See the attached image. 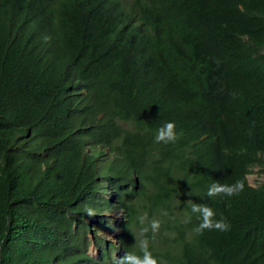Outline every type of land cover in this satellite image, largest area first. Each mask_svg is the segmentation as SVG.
Returning a JSON list of instances; mask_svg holds the SVG:
<instances>
[{
    "label": "trees",
    "instance_id": "obj_1",
    "mask_svg": "<svg viewBox=\"0 0 264 264\" xmlns=\"http://www.w3.org/2000/svg\"><path fill=\"white\" fill-rule=\"evenodd\" d=\"M98 1L0 0V264H264V0Z\"/></svg>",
    "mask_w": 264,
    "mask_h": 264
},
{
    "label": "clouds",
    "instance_id": "obj_2",
    "mask_svg": "<svg viewBox=\"0 0 264 264\" xmlns=\"http://www.w3.org/2000/svg\"><path fill=\"white\" fill-rule=\"evenodd\" d=\"M114 1H116V3H117L116 5H117L118 9L125 8V6L128 3V0H114ZM105 3H106V0H99L91 8L94 9L97 6H99L101 4H105ZM113 22L114 21L109 22L108 25H111ZM112 28H114V27H112ZM101 33H102V31L89 32L86 34L87 35V38H86L87 43L85 46L87 49H95L96 48L97 39ZM175 129H176V125L174 122L165 123L163 126H161L158 129V132L155 136V142H157V143L163 142L165 144L176 142V140L179 137H178V134L175 131ZM30 134H31V129H28L27 130V136H29ZM262 166L263 165L258 166V167H262ZM254 168L255 167H253V169ZM247 176H246V178H247ZM247 182H248V180H247ZM249 186H251V185L249 184ZM252 187L255 188V186H252ZM243 189H244V184L241 181H237L235 184H232V185H227V184L221 185L218 183H213L210 186V188L207 192V195L209 197H215L217 195L224 194L225 196L232 197L234 195H239V193L242 192ZM191 211L194 214L199 213L200 217H202V222L196 228L197 232L202 233L203 230H205V229H208V230L216 229V230H219L222 232H226L230 228V225L223 218L220 219L219 221L214 220L216 213L212 210V208H210L206 205L193 203L191 205ZM115 212L106 213V215L110 217V214H114ZM117 212L122 214L121 211H117ZM120 218H121V215L119 216V219ZM112 221H115V220L112 219ZM119 222L120 221H118L116 223H119ZM143 222H144V218L142 217L141 223H143ZM150 226H151L152 231L155 232V231L159 230L160 222L158 220H152ZM98 232H99L98 233L99 235H103L100 233H104V231H102V230H99ZM110 232H114V231H110ZM117 232L120 233L119 230H117ZM142 232L143 233L148 232V228L142 229ZM116 237L117 236H115V239H116ZM111 242L115 243V240L111 241ZM139 248H140V251L143 253L142 257L135 255V254L128 253L119 259L118 264H158L156 258H154L152 253L149 251V242L147 239H143V240L139 241Z\"/></svg>",
    "mask_w": 264,
    "mask_h": 264
},
{
    "label": "rangeland",
    "instance_id": "obj_3",
    "mask_svg": "<svg viewBox=\"0 0 264 264\" xmlns=\"http://www.w3.org/2000/svg\"><path fill=\"white\" fill-rule=\"evenodd\" d=\"M263 161V166L262 167H255L254 169H252V172L250 174H248L247 176V180L248 183L251 186H259L262 183H264V157L262 158ZM107 197L109 199L112 198V196L110 194H107ZM121 214L119 212H115L114 214H110V217L114 220H119V216ZM103 234L102 236L107 240V241H114L115 240V236H117L119 233L117 232L116 229H114V232H110V231H104V233H100ZM88 253H90L91 256H96L97 254V250L93 245L89 246L88 249Z\"/></svg>",
    "mask_w": 264,
    "mask_h": 264
}]
</instances>
